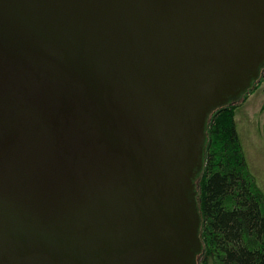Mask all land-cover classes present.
Returning <instances> with one entry per match:
<instances>
[{"label":"water","instance_id":"1","mask_svg":"<svg viewBox=\"0 0 264 264\" xmlns=\"http://www.w3.org/2000/svg\"><path fill=\"white\" fill-rule=\"evenodd\" d=\"M264 67V0H0V264H200L214 109Z\"/></svg>","mask_w":264,"mask_h":264},{"label":"trees","instance_id":"2","mask_svg":"<svg viewBox=\"0 0 264 264\" xmlns=\"http://www.w3.org/2000/svg\"><path fill=\"white\" fill-rule=\"evenodd\" d=\"M238 105L235 101L214 109L208 122L198 180L204 245L200 264H264V190L244 152Z\"/></svg>","mask_w":264,"mask_h":264},{"label":"rangeland","instance_id":"3","mask_svg":"<svg viewBox=\"0 0 264 264\" xmlns=\"http://www.w3.org/2000/svg\"><path fill=\"white\" fill-rule=\"evenodd\" d=\"M255 82L237 100L236 122L250 170L264 190V67Z\"/></svg>","mask_w":264,"mask_h":264}]
</instances>
